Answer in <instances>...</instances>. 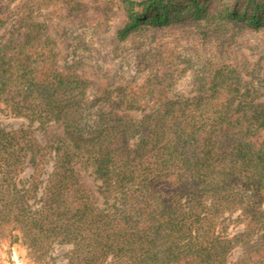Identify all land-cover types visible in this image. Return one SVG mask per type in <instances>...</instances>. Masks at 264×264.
<instances>
[{
    "label": "trees",
    "instance_id": "obj_1",
    "mask_svg": "<svg viewBox=\"0 0 264 264\" xmlns=\"http://www.w3.org/2000/svg\"><path fill=\"white\" fill-rule=\"evenodd\" d=\"M54 1L31 0L18 18L22 32L0 35V103L30 123L62 129L40 189L47 147L30 126H0V227L17 225L38 257L53 243L70 245L65 264H226L230 250L260 231L247 245L251 252L232 264H264L261 65L218 64L200 78L197 94L157 95L149 111L125 89L108 108L97 106L110 96L89 98L88 80L58 69L55 40L30 20L41 2ZM121 3L126 20L118 40L182 20L195 21L203 34L212 23L264 25V0ZM140 108L139 117L128 113ZM25 166L31 174L17 180ZM82 171L99 181L96 190ZM30 202L38 205L27 214ZM237 211L247 219L244 229L220 235L225 215Z\"/></svg>",
    "mask_w": 264,
    "mask_h": 264
},
{
    "label": "rangeland",
    "instance_id": "obj_2",
    "mask_svg": "<svg viewBox=\"0 0 264 264\" xmlns=\"http://www.w3.org/2000/svg\"><path fill=\"white\" fill-rule=\"evenodd\" d=\"M30 2L0 0V35L6 38L13 31L22 32L25 21L19 22L18 18L27 13L25 6ZM30 20L39 23L55 40L57 68L73 71L90 82L89 98L106 91L111 100H98L94 104L104 108L115 100L120 89L137 96L141 108L146 111L158 106L155 101L157 95L172 98L181 94L191 97L198 93L200 78L207 76L221 63L244 64L247 60L260 64L257 74H264V25L258 29L248 26L236 29L230 24L216 28L212 23L203 34L204 31H199L195 26V21L182 20L164 27L141 28L126 39L118 40L116 31L126 20L121 0L41 2L33 10ZM260 92V100H264V87ZM141 108L128 113L139 117L143 113L140 112ZM0 126H30L36 139L47 147L46 161L40 173L42 189L52 170L54 145L62 135V129L53 122L40 126L37 122L30 123L25 118L16 117L2 103ZM135 141L132 140L131 144ZM31 172L32 168L25 166L17 180L27 178ZM82 174L96 190L99 181L87 171H82ZM98 204L102 208L108 206L100 194ZM29 205L25 212L27 214L38 204L30 202ZM246 220L239 211L225 215L218 232L222 236L232 237L244 229ZM0 230V264L66 263L70 245L53 243L47 254L38 257L37 253L27 249L17 225L8 223L2 225ZM255 232L254 236L242 243L241 248L229 251L226 264H232L238 256L251 252L247 245L260 234V231ZM243 245L247 247L246 250H242Z\"/></svg>",
    "mask_w": 264,
    "mask_h": 264
}]
</instances>
